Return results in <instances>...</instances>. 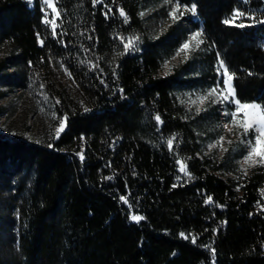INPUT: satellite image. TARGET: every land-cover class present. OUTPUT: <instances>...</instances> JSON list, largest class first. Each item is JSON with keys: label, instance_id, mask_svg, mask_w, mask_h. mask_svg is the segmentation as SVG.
Listing matches in <instances>:
<instances>
[{"label": "trees", "instance_id": "trees-1", "mask_svg": "<svg viewBox=\"0 0 264 264\" xmlns=\"http://www.w3.org/2000/svg\"><path fill=\"white\" fill-rule=\"evenodd\" d=\"M173 1L195 4L182 18L203 43L197 68L163 75L178 36H150L149 0H56L55 37L39 0H0V87L32 85L65 124L48 140L0 132V264H264V175L220 177L175 96L223 61L235 98L264 106V24L223 22L264 20V0Z\"/></svg>", "mask_w": 264, "mask_h": 264}, {"label": "rangeland", "instance_id": "rangeland-1", "mask_svg": "<svg viewBox=\"0 0 264 264\" xmlns=\"http://www.w3.org/2000/svg\"><path fill=\"white\" fill-rule=\"evenodd\" d=\"M39 1L43 14L45 15V12H48V18L52 19L51 9H48L43 4V0ZM175 3L173 0L172 4L167 3L166 0H149V4L142 12V18L150 36L158 37L168 30L177 31V47L164 60L160 70L163 75L168 74L175 66L187 62L197 68V63L193 62L200 51V44L197 47V41L190 39L193 33H200V30L193 29L182 18L186 11L190 12V10H186L190 8L182 6L183 15H180L175 21L169 16V12ZM191 17L194 18L193 15ZM197 39L200 40V37ZM185 42L189 43L186 53L181 52L180 55H177V52ZM4 55L5 53L0 52V58ZM185 55L187 58H185ZM214 75L216 76L214 80L208 81L207 79L205 83L201 81V85L196 88L180 90L175 94L194 125L198 137L199 154L220 165V170L217 174L223 179L241 180L252 173L264 175V165L255 164L254 166H249L243 163L244 157L249 151L247 141L253 139L255 133L249 132L246 136L242 135V130L234 127L230 122V116L225 113L235 111L236 105L234 103H213V98L211 97L203 103L198 101V97L207 95L212 88L217 86L223 88L225 77L223 69L220 68V63H217ZM185 77L194 80L198 79V69L185 75ZM202 77L200 76V79ZM65 84L66 81L63 80V85ZM65 88L67 92L70 91L67 85H65ZM216 99L219 101V97H216ZM192 101H197V103L194 104ZM242 115V113L238 114L237 119H242ZM59 126L60 120L56 118L51 104L40 90L34 89L32 85H27L24 88L0 87V132L8 137L22 135L33 141L37 139L48 140L56 135V129ZM221 136L224 137V140L221 144H217ZM209 145H216V147L210 148ZM261 195L264 207V186L261 189Z\"/></svg>", "mask_w": 264, "mask_h": 264}, {"label": "snow or ice", "instance_id": "snow-or-ice-1", "mask_svg": "<svg viewBox=\"0 0 264 264\" xmlns=\"http://www.w3.org/2000/svg\"><path fill=\"white\" fill-rule=\"evenodd\" d=\"M167 3L172 4V0H166ZM247 2V0H245ZM104 0H92L93 7H95L97 4H103ZM43 4L48 8L51 9L52 12V19L48 18V12H45L44 15V23L46 25H49L52 29V35L55 37L58 35L56 29L59 27L57 20L60 18V10L56 7V0H43ZM105 8H108V6L105 4ZM181 4L179 2H176L171 11L169 12V16L174 21L179 18L180 15H183V12L181 11ZM192 13H195L196 6L193 4L190 9ZM112 10L108 8V11L105 12V16H107ZM179 13V15H177ZM120 15L124 17V22H128V18L123 11V9L120 10ZM143 15V13H141ZM237 20H240V23L236 24L238 27H245L244 20H251L254 23H262L264 24V20H257L254 14H248L245 11H241L240 9H237L234 11L233 15L225 19L223 22L225 24H234ZM202 33H193L191 36V40L197 41L196 46L198 47L200 43H203L202 40H198L197 38L200 37ZM41 44H43V41H41ZM132 45V39H129L127 43H124V49L128 50L130 46ZM189 48V43L185 42L180 50L177 52V55H180L181 52L187 51ZM185 58L187 56L185 55ZM167 66V65H165ZM220 68L223 69V88H220L219 86L212 88L207 95L198 97V101L200 103H203L205 100L209 99L210 97L213 98L212 102H221V103H234L236 105L235 111H232L231 113H225L226 115L230 116V122L233 124L234 127H238L242 130V135H248L249 132L255 133L253 139L247 141V147L249 148V151L247 152V155L244 157V164H248L249 166H254L255 164H262L264 165V106L257 104V103H241L240 100L235 98L234 89L232 88V85L230 81L232 80V74L229 73L228 68L225 66L223 61H220ZM216 97H219V101L216 99ZM58 102V101H57ZM192 103H197V101H192ZM87 110V109H86ZM199 111V109H197ZM242 113V119L238 120L237 116L238 114ZM156 120L159 121L160 117L157 116ZM65 124L64 120L60 121V126L56 129V134L59 136V133L63 130ZM227 127V125H225ZM173 138H169L167 140V146L171 150L173 148ZM224 140V137L221 136L220 140L217 141V144H221ZM230 143V141H229ZM51 147V145H49ZM210 148L216 147V145H209ZM226 150V149H225ZM81 159L83 157L81 156ZM177 164L180 165V171L184 172L186 175L188 174L186 171V165H184L180 160H177ZM246 174V170H245ZM179 178V177H178ZM110 179V178H109ZM175 186V185H174ZM120 199L127 203V199L124 196H121ZM212 201V198L209 196L207 198V203H210ZM133 221L139 222L144 219L143 216L139 215H132L130 217ZM181 236H184V233H181ZM187 238V237H185ZM193 243H195V237L192 238ZM214 254V250H213Z\"/></svg>", "mask_w": 264, "mask_h": 264}]
</instances>
